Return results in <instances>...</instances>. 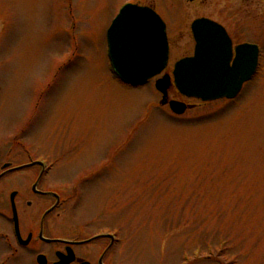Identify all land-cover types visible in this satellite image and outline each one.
Instances as JSON below:
<instances>
[{"label":"rangeland","instance_id":"obj_1","mask_svg":"<svg viewBox=\"0 0 264 264\" xmlns=\"http://www.w3.org/2000/svg\"><path fill=\"white\" fill-rule=\"evenodd\" d=\"M127 3L165 22L169 69L193 53L191 23L208 18L259 47L257 76L233 101L173 115L153 81L113 77L106 34ZM168 99L182 101L175 88ZM5 145L61 159L51 180L65 202L49 237L119 232L125 264H264V0H0ZM17 183H0V206Z\"/></svg>","mask_w":264,"mask_h":264},{"label":"water","instance_id":"obj_2","mask_svg":"<svg viewBox=\"0 0 264 264\" xmlns=\"http://www.w3.org/2000/svg\"><path fill=\"white\" fill-rule=\"evenodd\" d=\"M191 32L195 41L194 55L174 66L177 91L202 102L234 99L243 83L256 72L258 47L249 44L238 46L231 63L232 42L221 25L202 18L192 23ZM107 44L113 73L127 85H144L159 76L167 66L166 27L150 8L134 4L122 7L108 30ZM170 86L169 76L158 80L155 85L163 95L162 104H169L174 114L182 115L187 109L185 104L167 102Z\"/></svg>","mask_w":264,"mask_h":264},{"label":"flooded vegetation","instance_id":"obj_3","mask_svg":"<svg viewBox=\"0 0 264 264\" xmlns=\"http://www.w3.org/2000/svg\"><path fill=\"white\" fill-rule=\"evenodd\" d=\"M230 38L233 59L235 48L246 42L237 44L231 36ZM166 74L171 75L172 69L167 67L163 75ZM254 79L255 77L245 83L243 88ZM156 80L157 78L154 79ZM40 100L38 98L34 102V107L38 103V109H42ZM181 100L187 102L189 107H194L189 103L198 102L182 97ZM14 146L5 145L0 149V183L19 176L26 183L14 184L15 187L7 195V205L0 206V227L8 225V233L0 228V245L5 246L8 255L6 261L0 264L18 260L25 262L26 258L29 264H39L38 258L41 264H125L120 251L123 240L119 237V232L111 233L110 229H105L89 237L81 236L80 233L75 237H49V222L60 216L65 202L62 184L51 180L61 159L34 158L26 145L17 146H20L24 155L19 158ZM99 171L93 174L99 175ZM87 249H92V253H86Z\"/></svg>","mask_w":264,"mask_h":264},{"label":"snow or ice","instance_id":"obj_4","mask_svg":"<svg viewBox=\"0 0 264 264\" xmlns=\"http://www.w3.org/2000/svg\"><path fill=\"white\" fill-rule=\"evenodd\" d=\"M58 85L56 83H52L51 84V87L49 88V91L52 92L56 89ZM134 140V136L133 137H130L129 141H128V144L131 145V143L133 142Z\"/></svg>","mask_w":264,"mask_h":264}]
</instances>
